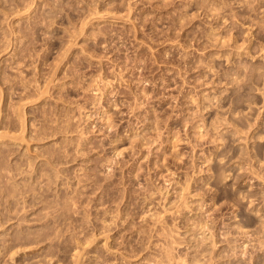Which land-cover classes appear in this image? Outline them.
I'll list each match as a JSON object with an SVG mask.
<instances>
[{"label":"rangeland","instance_id":"1","mask_svg":"<svg viewBox=\"0 0 264 264\" xmlns=\"http://www.w3.org/2000/svg\"><path fill=\"white\" fill-rule=\"evenodd\" d=\"M0 264H264V0H0Z\"/></svg>","mask_w":264,"mask_h":264},{"label":"bare ground","instance_id":"2","mask_svg":"<svg viewBox=\"0 0 264 264\" xmlns=\"http://www.w3.org/2000/svg\"><path fill=\"white\" fill-rule=\"evenodd\" d=\"M70 115V114H69Z\"/></svg>","mask_w":264,"mask_h":264}]
</instances>
